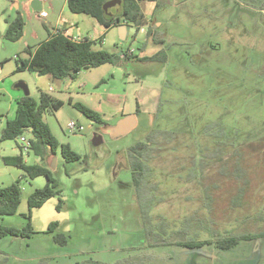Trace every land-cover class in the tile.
I'll return each mask as SVG.
<instances>
[{
	"label": "rangeland",
	"instance_id": "obj_1",
	"mask_svg": "<svg viewBox=\"0 0 264 264\" xmlns=\"http://www.w3.org/2000/svg\"><path fill=\"white\" fill-rule=\"evenodd\" d=\"M24 1L7 0L0 9V134L6 120L14 118L16 100L24 96L18 85L24 84L34 99L46 92L52 99L63 101L59 109H46L42 120L60 144H68L81 158L65 163L60 150L55 151V168L51 171L60 194L32 209L29 238H0V264H80L86 260L104 264H264V237L240 241L225 251L214 244L224 232L264 230V0H152L157 9L151 19L160 27L154 32V24L149 25L152 36L147 43L144 31L129 33L121 42L117 26L106 29L103 44L96 43L94 48L124 53L127 59L115 70L109 71L111 66L105 64L68 80L70 93L75 88L88 91L104 79L106 86L121 94L124 114L104 119L102 125L89 121L67 103L69 94L63 90L62 79L17 68L19 60L26 57L24 42L8 41L4 33L6 21L18 14L24 16ZM148 1H142L140 8L147 10ZM62 4L58 2L57 9ZM43 10L52 13L48 3ZM29 13V26L44 33L42 20L33 17L31 6ZM64 14L71 15L65 4ZM89 20L80 16L74 35L94 37ZM25 31L29 33V28ZM45 35L36 41L26 36L24 41L33 47ZM153 37L163 43H155ZM159 50L166 56L163 63L139 61L141 55L150 56ZM131 114L135 127L113 138V128ZM68 121L83 130L70 133ZM155 130L174 132L175 139L161 143L158 156L149 163V182L157 185L150 194L153 202L149 215L152 225L161 216L171 229L165 234L154 229L147 236L127 153ZM97 133L101 142L92 146ZM216 142L242 146L247 151L243 168L250 184L239 208H232L230 201L240 182L224 178L213 161L202 178L196 175L188 181L186 177L190 158L200 159V147L213 148ZM18 153L17 140H0V188L16 182L20 187L16 212L0 216V225L22 229L27 223V198L41 189L46 179H29L1 160ZM23 159L26 164H43L32 154L23 155ZM198 181L217 186L211 188V213L203 209L205 200ZM193 214L200 217L205 228L188 231V238L212 242L193 249L170 244L186 239L178 231L184 219ZM52 222L59 226L48 233ZM54 234L65 235L66 243L55 242Z\"/></svg>",
	"mask_w": 264,
	"mask_h": 264
},
{
	"label": "trees",
	"instance_id": "obj_2",
	"mask_svg": "<svg viewBox=\"0 0 264 264\" xmlns=\"http://www.w3.org/2000/svg\"><path fill=\"white\" fill-rule=\"evenodd\" d=\"M114 1H120V12L117 15H109L106 12L107 10L104 9V6ZM142 1L145 0H66V6L70 13L90 17L106 29L126 24L134 27L137 33L147 23L140 8ZM6 24L4 38L11 42L18 41L22 37L24 27V21L21 16L18 14L13 20L6 21ZM151 36L152 30L148 27L145 32L146 43ZM153 41L155 43H163L162 40H156L155 37H153ZM96 43L101 44V40L84 38L77 41L72 40L62 33H56L33 47L26 45L23 50L26 57L19 60L17 68L34 72L39 76H50L58 80H72L81 71L104 64L121 67L123 59H127V55L124 53L118 55L101 49H95L94 45ZM146 43L141 47V51L145 50ZM17 59L15 57V60ZM165 59V53L159 50L151 56L140 57L139 61L163 63ZM67 103L72 105L89 121L99 125L105 124L99 113L87 106L77 102L73 103L71 100H68ZM63 104V101L52 99L44 93H41L38 99H34L31 96H23L16 100L14 118L8 119L5 122V126L0 134V140H17L20 136L26 135L30 141V151L28 154H32L43 164H26L20 153L11 157L3 156L1 158L2 162L7 166L20 169L29 179L45 177L46 183L41 189H36L27 198L28 215L26 216V226L22 229H17L0 225V238L4 236L29 238L32 234L30 223L32 209L40 208L49 198L60 194L58 182L46 164L47 159L51 155H54L57 149L60 150L61 157L65 163L78 162L81 158L71 150L68 144H60L42 120V115L46 109L50 106L54 109H59ZM174 139V132L155 130L149 136H146L144 140L138 141L131 146L127 153L132 185L141 214L143 230L147 236L154 229L164 234L171 229L169 223L161 216H158L156 224L152 225L149 209L152 205L153 197L150 194L153 190H157V185L150 184L149 182V178L151 177L149 163L158 156L161 143L167 144ZM249 145L247 144L248 147ZM200 148L198 153L202 154V157L198 160L196 157L190 158L191 167L186 176L188 181L193 180L196 175H201L202 172L204 173L205 168L213 161L219 167L218 171L224 178L240 182L230 201V206L232 208L241 207L250 184L248 174H246L245 168H243L244 157L247 153L246 149L242 146L235 147L231 145L228 147L222 142L214 143L213 148ZM202 177L203 175H201ZM198 184L203 190V198L205 200L203 209L211 213L213 201L211 188L216 189L217 186L203 185L202 181H198ZM19 202L20 187L17 182L0 188V216L13 215L16 212ZM60 206L61 200H59L56 209L59 210ZM195 214L197 213L195 212ZM259 216L263 219V213H260ZM58 226L59 224L57 222L50 223L47 227V232L53 233ZM204 228L205 224L200 220V217L193 214L184 219L183 226L178 231L186 236V239L170 242V244L189 249L209 244L212 242L211 240H193L188 238V231H198ZM228 232H224L221 238L214 240L216 248L225 251L232 249L240 241H251L264 237V230L254 233ZM53 239L60 245L66 243V237L63 234H54ZM80 264L104 263L86 260Z\"/></svg>",
	"mask_w": 264,
	"mask_h": 264
},
{
	"label": "crops",
	"instance_id": "obj_3",
	"mask_svg": "<svg viewBox=\"0 0 264 264\" xmlns=\"http://www.w3.org/2000/svg\"><path fill=\"white\" fill-rule=\"evenodd\" d=\"M5 1H7V0H0V9L2 8V6H4ZM10 1L12 3H14L16 0H10ZM34 1H35V3H33ZM60 1H63V4L61 5V7L59 9H57L56 5ZM44 3H48L49 9L51 10L52 13L47 14V16L45 18H40L42 20V27H43L44 33L46 34L45 35L46 37L37 41V44L47 40L50 35L54 34V30L56 28H59V27L62 28V31L65 32V34L72 35V36L77 35V34L74 35L73 32L75 30H77V25L79 24L80 16H83V15H76V14H72V13L70 16L65 15L64 14V4L66 5V0H45L42 3L38 2L37 0H26L23 2V5H22V10H23L24 16L20 13L23 20H24V17H26V20H24L22 37L17 42H21V43L24 42L25 46L26 45L30 46L29 42L24 41L26 36H28L29 40H34V41H36L39 37H43L44 33H42L41 31H38L33 26H31V27L29 26V22L32 21L31 20V14L29 13V7L31 6V8L34 11L33 17H36L35 15L37 12H39L40 10L45 11V10H43ZM147 3L149 4V6L145 7L147 10H143L141 8L147 23L140 29V31L146 32L149 25L154 24V26H155L154 32H155L156 29H158V27H160V23L157 22V20L151 19V17L153 16V14L155 13V10L157 9V4H156V2H154L152 0L148 1ZM14 5H15V7H17V3ZM66 8H67V6H66ZM89 21L93 25L92 26V28H93L92 34H94L93 35L94 37H91V36L89 37L88 35L87 36L77 35V36L78 37H86L90 40H101V44H103V34H105L106 28H104L103 26L98 24L92 18H90ZM26 27L29 28V33H27V31H25ZM37 44H35V45H37ZM141 54H143V53H141ZM144 56L145 55H141L140 57H144ZM106 65H110V64H106ZM110 66H111V68L109 71L115 70L116 66H113V65H110ZM117 70L118 71H116V72L119 73L120 69L117 68ZM0 71H1V67H0ZM81 73L82 72H80L79 74H81ZM122 75L124 76V74H122ZM60 82L63 83V90H65V92H67L69 94L67 96V101L71 100L73 103H75L76 101H74V99H76L77 103H81V104L87 106L88 108L94 110L95 112L99 113L102 120H104V119L106 120V119L112 118L114 116L124 114L123 112L125 110V101L121 100V98H120L121 94L114 91V87L106 86V84L104 83V79H101L96 85H94L95 87L90 88L88 91L75 88V89H73L72 93L69 92V87H68L69 85H68L67 79H62V81H60ZM48 91L49 92L51 91L50 87H48ZM45 93L46 92H44V94ZM19 98H17V99H19ZM57 100H60V99H57ZM136 105H138V101H136Z\"/></svg>",
	"mask_w": 264,
	"mask_h": 264
},
{
	"label": "water",
	"instance_id": "obj_4",
	"mask_svg": "<svg viewBox=\"0 0 264 264\" xmlns=\"http://www.w3.org/2000/svg\"><path fill=\"white\" fill-rule=\"evenodd\" d=\"M33 3H35V1ZM104 9L107 10L106 12H107V14L109 13V15H117L120 12V1H114L112 3H109V4L104 6ZM129 33L135 34L136 29L134 27L126 25V24H122L118 27V36H119V40L121 42H124L126 40L127 35ZM119 54L120 53H118V55ZM18 88L23 90L24 96H29L28 89L24 84H19ZM135 123H136L135 117L132 116V114L128 115L126 118L121 120L115 128H113V130L111 131V136L113 138H118L120 136L127 134L128 132H130V130H132L135 127ZM100 142H101V136L98 135V133L94 134L91 145L96 146V145L100 144ZM46 164H47L49 170H54V168H55L54 155H51L47 159Z\"/></svg>",
	"mask_w": 264,
	"mask_h": 264
},
{
	"label": "built area",
	"instance_id": "obj_5",
	"mask_svg": "<svg viewBox=\"0 0 264 264\" xmlns=\"http://www.w3.org/2000/svg\"><path fill=\"white\" fill-rule=\"evenodd\" d=\"M38 2L42 3L45 0H37ZM36 18H45L47 16V13L45 11L40 10L39 12L36 13ZM56 33H62L63 35L71 38L72 40H82L86 37H78V36H72V35H68L65 34V32L62 31V28H56L54 30V34ZM15 58V57H14ZM66 128L70 133H76V132H81L83 130V127L79 124H77L74 121H68L66 124ZM17 147L19 150V153L23 156V155H28V152L30 151V141L29 138L26 135H22L17 139Z\"/></svg>",
	"mask_w": 264,
	"mask_h": 264
}]
</instances>
